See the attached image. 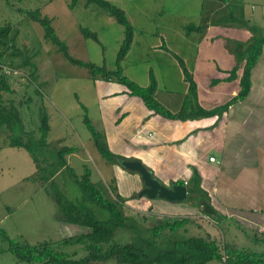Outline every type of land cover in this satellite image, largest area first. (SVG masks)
<instances>
[{
  "label": "rangeland",
  "instance_id": "obj_1",
  "mask_svg": "<svg viewBox=\"0 0 264 264\" xmlns=\"http://www.w3.org/2000/svg\"><path fill=\"white\" fill-rule=\"evenodd\" d=\"M105 1L122 9L133 29L132 43L126 59L121 64L123 75L127 79L140 80L139 75H143L152 64L156 69L157 62L153 57L157 56V53L153 46H160L163 40H169V45L178 57H185V63L189 64L186 53L191 51L190 47L186 44L182 47L175 40H195L185 36L183 28L198 23L200 0ZM69 2L70 0H0V27H11V34L15 35L13 48L20 54L10 58L4 56L0 61V74L6 77L10 89V93L0 92V230L19 245L27 244L33 247L49 243L54 251L64 257L78 260L85 256L83 245L65 246L58 242L66 237L78 235L83 229L71 225L68 228L72 231L65 232L62 227H58L50 193L51 189L55 188L65 199L75 201L80 196L78 188L67 176L56 175L51 182L44 183L43 186L48 191L46 192L30 179L35 173V167L29 155L21 148L5 145L10 138H21L22 141L33 145L39 137L38 125L41 115L45 113L49 129L46 137L48 148L44 150L43 156L52 159L54 150L62 146L76 148V154L66 157L68 166L79 176L82 166L85 165L91 170V182L97 184L105 198H110L105 189L110 177L100 172L109 165L95 152L82 122L85 115L91 125H95L92 82L84 69L71 66L63 60L55 47L43 40L41 27L22 14L24 11L38 10L41 16L51 19L57 38L66 46L73 59L114 70L116 54L123 39V28L94 5L85 6L84 2L79 0L72 9H68ZM260 8H264V0H232L230 11L218 14L214 27H223L224 23L230 22L231 25L247 32L248 26L262 28L264 19L257 16ZM242 10L245 15L251 14L250 17H243ZM78 27L93 32L97 42L84 39L77 31ZM218 34L214 41L222 43L227 50L230 42L234 41ZM235 42L244 48L245 42ZM22 58L27 59L33 68L23 65L16 69L7 65L9 62L13 65L21 64ZM32 71L34 82L28 77ZM256 83L263 85L264 79L257 76ZM162 84H165L163 80ZM83 104L87 106V110L81 109ZM152 200L164 202L159 199ZM167 204L174 210L185 208L183 202ZM123 212L128 219L135 221L133 224L136 230L130 233L118 230L108 244L137 246L141 241L151 238V228L157 224L156 221L163 219L148 215L149 208L142 214L132 208H124ZM104 217L102 215L100 218ZM179 218L182 217H166L167 221ZM186 218L190 222L176 232L178 237L208 236L220 247L232 245L237 249L264 251V246L250 241L253 232L239 226L235 221L213 224L212 221L196 215L194 218ZM196 221L200 225H197ZM203 232H209V235ZM167 235V232L157 233L152 239L154 246L158 248L161 239ZM0 264L38 263L17 260L8 245L0 239ZM100 264L115 263L108 260Z\"/></svg>",
  "mask_w": 264,
  "mask_h": 264
},
{
  "label": "crops",
  "instance_id": "obj_2",
  "mask_svg": "<svg viewBox=\"0 0 264 264\" xmlns=\"http://www.w3.org/2000/svg\"><path fill=\"white\" fill-rule=\"evenodd\" d=\"M231 1L221 4L200 0L199 21L194 26L202 31L188 35L195 40H175L182 47L186 44L191 49L186 53L188 65L185 57L180 59L196 85L197 104L215 115L186 121L166 120L148 111L138 98L129 96L122 85L96 79L90 80L95 104L92 108L96 116L92 126L103 132L111 154L139 161L166 187L178 181L187 182L191 171L195 170L200 179L199 186L209 198L211 207L223 218L221 224L235 221L257 236H264V84L256 83L257 76L264 79V44L250 71L247 96L218 114L219 109L238 92L241 69H237L234 80H225L234 61L222 43L214 41L216 34L234 42H247L250 38V32L230 22L224 23L223 27H214L217 15L230 11ZM242 14L245 18L251 15H245L243 10ZM257 16L264 19V8H260ZM168 41L153 46L157 53L153 57L157 62L156 69L152 64L143 75H139L140 80L130 81L145 87L150 71L156 82L155 99L166 110L175 113L187 92V85L169 52L179 55ZM214 80L217 83L211 85ZM83 107L88 109L85 104ZM209 158L214 161L209 162ZM100 172L113 178L117 194L125 200L124 208H132L141 214L149 208L147 214L156 215L158 219L199 216L198 211L185 202L184 209L174 210L165 201L135 199L142 188L139 177L119 166H106ZM195 223L200 225L198 221ZM57 225L65 232L72 231L68 228L71 225L58 220Z\"/></svg>",
  "mask_w": 264,
  "mask_h": 264
},
{
  "label": "trees",
  "instance_id": "obj_3",
  "mask_svg": "<svg viewBox=\"0 0 264 264\" xmlns=\"http://www.w3.org/2000/svg\"><path fill=\"white\" fill-rule=\"evenodd\" d=\"M78 1L70 0L67 5L68 9H72ZM82 1L85 6H96L102 13L112 18L115 23L123 28V39L116 54L114 70H107L104 66H95L91 63L73 59L68 54L66 46L57 38L51 19L41 16L38 10L24 11L22 14L41 27L43 40L54 46L56 52L68 64L84 69L91 81L100 79L122 85L129 96L138 98L152 114L171 121H186L215 115L214 112L204 111L199 107L196 98V85L191 74L187 71L183 61L171 52L169 53L173 56L181 71L183 82L187 85V92L182 98L177 112H169L155 99L156 82L150 71L148 72L147 85L145 87H140L127 79L123 75L121 61L129 50L133 29L124 12L119 7L105 0ZM213 1L227 4V0ZM229 20L231 21L232 19ZM246 29L250 32V38L245 42L244 48L236 42H230L227 48L233 57L234 66L228 72V77L225 80L228 82L234 80L236 78L235 73L239 68L241 73L238 78V92L219 109V115L231 104L242 101L249 92L250 71L255 65L261 47L264 44V28L248 26ZM77 31L84 39H91L97 42L96 35L88 29L78 27ZM183 31L184 35L188 36L191 32L200 33L202 28L189 24L183 28ZM14 40L15 35L11 34V27L9 25L1 26L0 61L4 56L6 58L20 56L13 48ZM231 43L234 45H231ZM7 65L16 69L23 65L32 66L27 59L23 60V58L21 64L13 65L9 62ZM28 77L32 82L35 81L33 71L29 73ZM215 83L217 81L214 80L211 85H215ZM0 92L10 93L6 77L2 74H0ZM80 107L85 110L83 106ZM82 122L89 134L95 152L107 162V165L117 166L118 161L124 160V158L109 152L103 132L96 131L85 115ZM48 129V117L45 113H42L38 125L39 137L33 145L22 141L21 138H10L5 145L10 148H21L29 155L35 167V173L30 179L35 181L38 187L46 192L48 191L43 186L44 183L51 182L56 175L67 176L78 188L80 196L75 201L65 199L55 188L51 189L50 193H52L57 220L65 225H73L83 229L82 233L61 239L58 243L65 246L83 245L85 256L78 260H74L72 257H64L54 251L49 243H41L33 247L27 244L19 245L10 240L0 230V239L8 245L17 260L29 263L37 262L38 264H100L108 260H113L115 264H207L209 262H222L221 264H264V251L256 252L248 249H237L232 245L220 247L214 239H210L208 236L190 238L176 236V232L190 222L186 217L171 221L163 218L156 221L157 224L151 228V238L141 241L137 246L133 244H108L116 231H129L130 233L136 230V226L133 224L135 221L128 219L124 215L125 200L117 194L113 178H110L105 188L110 198H105L97 184L91 182L90 170L85 165L82 166L81 174L79 176L75 175L72 168L68 166L66 157L76 154V148L58 147L54 150L52 159L44 157L43 152L48 148L46 142ZM175 184L183 186V182L180 181L175 182ZM199 184V176L195 170H192L189 179L184 185L186 189L184 202L195 208L199 216H203L212 222L220 223L223 218L213 210L209 198ZM102 215L105 216L104 219L100 218ZM162 232H167L168 235L166 238L161 239L157 248L154 246L152 239L155 238L154 236L157 233ZM249 239L254 244L264 246V236H257V234L253 233Z\"/></svg>",
  "mask_w": 264,
  "mask_h": 264
},
{
  "label": "water",
  "instance_id": "obj_4",
  "mask_svg": "<svg viewBox=\"0 0 264 264\" xmlns=\"http://www.w3.org/2000/svg\"><path fill=\"white\" fill-rule=\"evenodd\" d=\"M117 166L123 170L138 175L142 184L141 190L135 198L148 200L159 199L168 203H181L186 199L185 186L171 183L168 187L163 186L152 174L137 160H120Z\"/></svg>",
  "mask_w": 264,
  "mask_h": 264
},
{
  "label": "built area",
  "instance_id": "obj_5",
  "mask_svg": "<svg viewBox=\"0 0 264 264\" xmlns=\"http://www.w3.org/2000/svg\"><path fill=\"white\" fill-rule=\"evenodd\" d=\"M7 73H8V72H7ZM208 161H209V162H213L214 159H213V158H209ZM183 184L185 185V182H184Z\"/></svg>",
  "mask_w": 264,
  "mask_h": 264
}]
</instances>
